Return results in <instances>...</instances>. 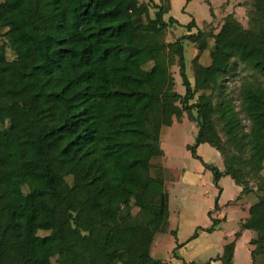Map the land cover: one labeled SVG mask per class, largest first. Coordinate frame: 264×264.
<instances>
[{"label": "trees", "instance_id": "1", "mask_svg": "<svg viewBox=\"0 0 264 264\" xmlns=\"http://www.w3.org/2000/svg\"><path fill=\"white\" fill-rule=\"evenodd\" d=\"M252 2L248 28L230 12L217 31L193 33V20L167 41L171 0H0V264H168L152 262L169 232L159 143L185 114L199 128L193 155L214 148L225 167L208 166L216 183L241 189V232L252 233L253 264L264 258V0ZM185 40L194 64L210 58L205 87L188 78ZM241 64L257 76L235 99L227 82ZM174 66L184 95L172 76L162 83ZM199 93L208 100L192 103ZM235 247L216 260L234 264Z\"/></svg>", "mask_w": 264, "mask_h": 264}, {"label": "rangeland", "instance_id": "2", "mask_svg": "<svg viewBox=\"0 0 264 264\" xmlns=\"http://www.w3.org/2000/svg\"><path fill=\"white\" fill-rule=\"evenodd\" d=\"M157 1L161 3V0ZM252 4V0H191L190 2L171 0V11L165 16V21L169 23L173 19L176 23L167 32L166 39L167 41L175 40L189 34L186 26L193 20L197 25L193 33L199 30L217 31L223 16L230 12L236 14L240 23L248 28L249 10ZM211 7H214V10ZM151 14L154 16V10ZM5 32L4 29L0 30V43L6 41ZM183 45L187 75L192 87L194 89L205 87L208 83L205 66L210 58L205 56L194 64L196 46L188 40H185ZM9 58H13L11 52H9ZM237 74V77H231L227 82L229 91L235 99H238L241 81L244 78L257 76L250 67L243 64L237 68ZM170 76L175 81L174 90L184 95L186 90L182 85L177 66L163 74L162 83L166 85ZM261 80L264 82V78ZM207 100L208 98L201 97L199 93L192 103ZM22 104L25 121L29 128L34 130L36 122L33 113L29 110L27 100L24 99ZM192 114L197 115L195 110ZM198 131L197 123L185 114L181 121L175 120L159 143L165 155L164 160L160 161L164 167L165 181L163 185L157 186V190L169 196L170 231L163 235L161 240L158 238L153 253V263L207 264L211 256L220 252V244L226 243L227 239L231 238L240 228V220L234 219V208L229 206L236 191L240 188L228 176H223L218 184L216 183L214 173L208 166L216 167L221 173L225 172V167L220 154L214 148L208 144L200 145L196 149L199 158L193 155L192 147L195 146ZM134 156L135 153L132 151L127 153L129 160H132ZM226 215L228 220L222 221ZM237 215L240 218H246L248 212L246 214L237 213ZM213 220H221L216 226V231L204 232L202 228L207 224L212 226ZM112 238L113 231H106L103 244L108 246ZM258 264H264L263 257H259Z\"/></svg>", "mask_w": 264, "mask_h": 264}, {"label": "crops", "instance_id": "3", "mask_svg": "<svg viewBox=\"0 0 264 264\" xmlns=\"http://www.w3.org/2000/svg\"><path fill=\"white\" fill-rule=\"evenodd\" d=\"M155 2L157 4H159L157 0H155ZM240 192H241V189L236 191V195L234 196L233 200L229 204V206H231L230 208H234L233 209V211H235L234 219H239L240 220L239 221V227L240 228H239V230L237 232H235L233 234V236L231 238L227 239L226 243L220 244L221 245L220 248H219L220 252L217 255H215V256H211L209 258V260L207 261V264H222L221 261L216 260V259L223 255L225 246L230 244V243H232V242L236 243L234 257H233L234 264H248L250 262H251V264H253L252 251L254 250V247L251 245L252 233L250 231H247V230L241 232V227H242L243 223L249 217V205L233 204L234 201L237 199L238 195L240 194ZM247 212H248V217H246V218H240L237 215V213L246 214ZM223 219L224 220H222V221H227L228 220L227 215ZM219 221L221 222V220H219ZM211 227L212 226H210V224H207V226L203 227L202 229L206 230V229H209ZM169 231H170V216H169ZM204 232H206V231H204ZM239 232H241V235L239 236V238H236V235ZM162 237H160L159 239L161 240ZM229 237H230V235H229ZM156 243H155V246H154V248L152 250V257H153L154 250L156 248Z\"/></svg>", "mask_w": 264, "mask_h": 264}]
</instances>
